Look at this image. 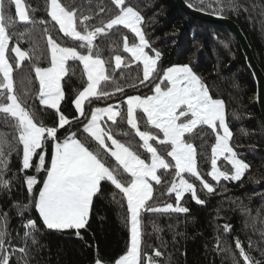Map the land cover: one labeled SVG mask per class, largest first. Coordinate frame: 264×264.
Instances as JSON below:
<instances>
[{
	"label": "snow or ice",
	"instance_id": "obj_1",
	"mask_svg": "<svg viewBox=\"0 0 264 264\" xmlns=\"http://www.w3.org/2000/svg\"><path fill=\"white\" fill-rule=\"evenodd\" d=\"M199 4L211 7L212 0H199ZM188 6L198 7L191 2ZM97 7L98 11H85L75 0L71 3L47 0L50 20H38L30 16L23 0H0V114L3 124L13 129L10 138L8 134L0 135V189L10 192L13 180L18 179L15 173L8 176L15 154L29 194L24 211L34 208L47 230H75L83 239L79 230L89 223L94 198L104 196V186L110 185L115 190L108 193L112 202L122 209L126 203L123 219L130 233L126 253L112 264H158L154 259L162 256L158 249L154 250V257L144 258V247H151L145 239L152 235L148 225L153 232L162 231L154 217L188 213L189 208L181 204L186 195L196 204H204L206 201L199 192L212 195L221 181H241L251 165L237 151L242 145L234 140L225 102L214 98L190 64L161 65L163 53L154 47L141 12L127 0H109ZM17 22L32 28L46 25L43 32L47 47L41 56L47 66L37 62L40 57L34 49L22 50L19 39L10 48L14 36L27 34L15 31ZM47 25L58 26L62 37L53 35ZM122 30L132 34L131 42ZM109 35L114 41L123 38L122 52L127 58L118 54L116 43L111 46L110 57L102 55L101 47L94 42ZM64 38L77 43L68 45ZM26 60H33L32 69L38 82L34 99L39 101L41 110L28 103L33 99L28 91H20L16 86L14 72ZM79 66L86 80L81 89H74L77 94L72 104L76 115L70 118L61 105L66 100V85L77 76ZM133 67L135 75L128 71ZM117 73L119 79L132 81L130 87L140 91L143 86L150 94L127 95L121 101L126 110L120 104L94 106L93 101L112 99L116 92L124 93V87L117 83ZM108 83L115 84V88L108 90ZM52 114L57 119L49 125L44 116ZM232 117L240 119L235 112ZM121 123L134 130L139 142L118 138L129 137L128 131L120 129ZM241 131L248 134L246 129ZM205 136L214 137L210 170L206 174L198 165L199 157L209 158ZM197 140L201 141L199 145ZM157 145L166 146V154ZM137 148L147 155L142 156ZM221 160L230 169L221 165ZM41 172L44 176L38 179ZM37 184L42 186L37 189ZM173 196L174 203L163 199ZM12 206L20 207V202L13 201ZM7 227L8 213L0 212V264H10L14 253L26 255L28 251L26 247L12 246L11 240L6 246ZM23 227L26 229L23 237L36 244V234L41 232L37 220L29 218ZM224 229L229 230L230 225H224ZM235 246L244 264H264L249 255L238 239ZM94 264L105 262L96 258Z\"/></svg>",
	"mask_w": 264,
	"mask_h": 264
},
{
	"label": "trees",
	"instance_id": "obj_2",
	"mask_svg": "<svg viewBox=\"0 0 264 264\" xmlns=\"http://www.w3.org/2000/svg\"><path fill=\"white\" fill-rule=\"evenodd\" d=\"M28 6L30 16L50 20L47 16V0H23ZM71 3L72 0H62ZM186 3L197 4L194 9L208 14L220 15L234 21L246 37L256 62L264 73V0H212V6L200 5L199 0H185ZM85 10L98 11V5L104 6L109 0H75ZM127 3L141 12L145 19V30L149 34L154 47L162 53L161 65L163 67L190 64L208 85L214 98H221L226 104V113L230 121V127L234 132V140L242 145L237 151L251 165V169L245 173L241 181H221L216 186L212 195L206 192L198 194L206 202L196 204L190 195H186L181 204L189 208L188 213H173L165 216L154 217L162 228L160 232H153L151 225L148 231L150 237H145L151 247H144V258L154 257V250H160L161 257H154L158 264H244L243 258L236 248L237 239L245 251L255 260L264 261V124L258 106L252 98L256 95V85L252 73L247 67L242 50L234 36L226 29L219 26L206 25L187 17L182 13L173 0H127ZM204 10H201V9ZM222 8L216 12L214 9ZM14 13V8L12 9ZM102 15V14H101ZM46 25H24L17 22L15 31L26 32L23 37L14 36L10 42V48L19 39L22 50L34 49L35 55L40 57L38 63L47 66V62L41 53L47 47V36L43 32ZM50 32L57 37L58 26L52 28L47 25ZM122 32L133 39L128 30ZM68 45L77 42L64 38ZM94 43L102 49L105 58L113 52V43L119 45L118 54L127 58L122 52L123 38L114 41L111 35L102 36ZM14 56V54H12ZM35 59V58H33ZM33 60H26L22 67L14 72L16 86L20 91H28L33 99L29 104H34L40 109L39 101L34 99L38 91V82L35 81ZM78 64V62H77ZM82 66L77 68V76L72 77L66 85V100L62 102V110L65 114L76 115L72 100L77 91L82 88V82L86 80L82 75ZM135 75V68L130 69ZM142 75V73H140ZM31 80V83H29ZM23 81V83H21ZM117 83L124 87V93L116 92L112 99L93 101L94 106L106 107L109 104H120L121 109L126 110V105L121 104L127 95L150 94L148 88L140 86V91L130 87L131 80L119 79ZM108 90H113L115 84L108 83ZM75 89V90H74ZM86 110L89 106L86 102ZM52 112V110H46ZM235 112L240 116L239 120L232 117ZM57 117L44 116L46 123L51 125ZM110 123V122H109ZM120 129L129 132V137L119 136V139L127 141L132 138L139 142L126 123L119 125ZM143 128V125H142ZM241 129L247 130L245 135ZM75 130V128L73 129ZM13 129L3 124V114H0V135L10 134ZM210 133V130H207ZM63 132V130H61ZM208 144L205 151L208 159L203 156L198 158V165L203 173L210 170V146L214 137L205 136ZM197 145L201 143L196 141ZM162 154H166V146L157 145ZM137 150L146 156L142 148ZM49 149V157H50ZM198 151L200 149L198 148ZM170 159V158H169ZM35 162V161H34ZM114 163V162H113ZM225 168H229L223 160L219 162ZM19 158L13 154L8 176L14 173L18 179H14L10 192L0 189V212L8 213V236L14 247H26L27 254L16 252L12 255L10 264H94L96 258L104 260L105 264L112 262L120 255L125 254L130 239V233L123 219L126 212L112 202L109 192L115 191L110 185L104 186V196L94 198V205L90 212L89 223L85 229H81V239L75 234V230L64 232L51 231L43 228L38 212L32 208L24 211L23 204L27 203L29 194L24 184V174L19 173ZM28 173L36 174L33 170ZM44 173L38 174L42 179ZM210 180V178H209ZM215 185V182H212ZM198 184V182H197ZM37 184L36 188L41 187ZM165 202L174 203L173 197L163 198ZM13 201L20 202V207H13ZM23 212V215L20 213ZM36 219L41 227V232L36 234L37 243L33 244L31 238L23 237L26 229L23 223L29 219ZM230 225L225 231L224 225ZM217 238L219 244L217 245Z\"/></svg>",
	"mask_w": 264,
	"mask_h": 264
},
{
	"label": "water",
	"instance_id": "obj_3",
	"mask_svg": "<svg viewBox=\"0 0 264 264\" xmlns=\"http://www.w3.org/2000/svg\"><path fill=\"white\" fill-rule=\"evenodd\" d=\"M178 9L184 13L190 19L194 21L210 25L219 26L228 30L238 42L242 53L244 55L246 64L255 81L256 95L254 102H256L263 124H264V73L259 67L252 53L249 43L242 33L239 26L232 20L222 17L220 15L208 14L202 11H198L193 7H189L185 0H173Z\"/></svg>",
	"mask_w": 264,
	"mask_h": 264
},
{
	"label": "rangeland",
	"instance_id": "obj_4",
	"mask_svg": "<svg viewBox=\"0 0 264 264\" xmlns=\"http://www.w3.org/2000/svg\"><path fill=\"white\" fill-rule=\"evenodd\" d=\"M255 98H252V100H254ZM67 231H69V230H67Z\"/></svg>",
	"mask_w": 264,
	"mask_h": 264
}]
</instances>
